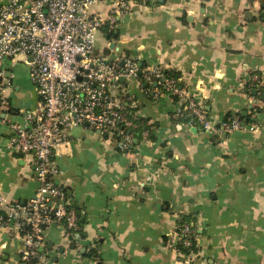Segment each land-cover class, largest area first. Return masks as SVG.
Instances as JSON below:
<instances>
[{
    "label": "crops",
    "instance_id": "1",
    "mask_svg": "<svg viewBox=\"0 0 264 264\" xmlns=\"http://www.w3.org/2000/svg\"><path fill=\"white\" fill-rule=\"evenodd\" d=\"M109 0L90 12L105 18ZM252 0H151L97 32L96 53L130 56L141 70H175L180 86L214 122L238 117L250 130L204 132L180 120L177 103L157 86L124 83L131 114L150 125L127 151L82 125L55 149L59 173L81 225L73 239L44 232L51 264H264V17ZM114 29L116 37H110ZM111 43H114L110 48ZM0 79V198L24 203L38 185L33 156L9 148L8 123L36 105L20 59ZM141 72V71H140ZM146 85V86H145ZM128 104V107L134 108ZM244 117H248L246 120ZM138 126V125H137ZM3 206H0V213ZM194 226L197 257L179 256L180 220ZM15 231L0 224V264H26ZM84 249V251H82ZM94 250L95 256L86 255Z\"/></svg>",
    "mask_w": 264,
    "mask_h": 264
},
{
    "label": "built area",
    "instance_id": "2",
    "mask_svg": "<svg viewBox=\"0 0 264 264\" xmlns=\"http://www.w3.org/2000/svg\"><path fill=\"white\" fill-rule=\"evenodd\" d=\"M93 1L0 0V79L4 78L6 60L20 59L28 67L37 96L36 105L23 113L22 122L8 123V145L19 156H33L38 185L22 204H7L0 198V224L19 237L21 260L26 264H51L43 251L48 227L58 226L71 238L79 229L76 208L55 180L59 173L55 149L67 141L71 130L86 125L105 134L115 149H130L137 122L127 109L128 104L136 105L126 91L128 78H135L141 86L145 83L147 88L153 86L155 94V88L163 85L178 105L177 115L189 116V124L204 132L252 130L256 126L238 117L214 122L192 93L176 78H166L159 68L142 71L133 57L119 60L98 55L97 32L106 26L114 28L116 16L151 0H109L105 18L90 12ZM252 1L260 2L264 12V0ZM178 234V247L171 241L172 247L179 256L193 260L198 251L185 253L180 247L189 248L194 240L198 249L194 226L184 223Z\"/></svg>",
    "mask_w": 264,
    "mask_h": 264
},
{
    "label": "trees",
    "instance_id": "3",
    "mask_svg": "<svg viewBox=\"0 0 264 264\" xmlns=\"http://www.w3.org/2000/svg\"><path fill=\"white\" fill-rule=\"evenodd\" d=\"M261 16H262V18L264 17V12H262L261 11ZM108 34H109V36L110 37H116V33H115V30L114 29H111V30H109V32H108ZM164 76L166 77V78H169V77H172V78H178L179 77V73L177 72V71H175V70H165L164 72ZM145 84V83H144ZM144 84H143V86H144ZM146 86V85H145ZM161 88H163L164 90H165V87L163 86V85H161ZM136 108V106L133 108H130V107H128L127 106V109H128V111H130L131 112V110H134ZM246 120H248V117H244ZM180 120H182V121H185V122H188L189 120H190V118H189V116H182V117H180ZM137 122V128H136V131H135V137L139 140L140 139V135H141V132L142 131H144V130H148L149 132V134H148V139H150V140H155V135L153 134V132H151V128H150V125L149 124H147V122H146V125H145V120H142V119H139V120H137L136 121ZM73 205V204H72ZM74 206V205H73ZM77 211V210H76ZM78 213V212H77ZM189 221H191V218L189 217V216H183L182 218H181V220H180V222H179V224H180V227L182 226V224H184V223H189ZM80 225H81V221H80V218H79V227H80ZM75 233H78V230H77V232H75ZM74 236H75V234H74ZM71 239H73V238H71ZM185 253H188L190 250H196V247H195V241L194 240H192V242H191V245H190V247L189 248H185V247H180ZM94 250H89L88 252H87V254L86 255H88V256H95L94 255Z\"/></svg>",
    "mask_w": 264,
    "mask_h": 264
},
{
    "label": "water",
    "instance_id": "4",
    "mask_svg": "<svg viewBox=\"0 0 264 264\" xmlns=\"http://www.w3.org/2000/svg\"><path fill=\"white\" fill-rule=\"evenodd\" d=\"M113 45H114V43H111L110 48H112ZM120 65H123V62H120ZM138 66H140V64H138ZM138 74L140 75V71L138 72ZM120 81H121V82H124V77H121V78H120ZM97 132L100 134V131H97ZM82 251H84V249H83Z\"/></svg>",
    "mask_w": 264,
    "mask_h": 264
}]
</instances>
